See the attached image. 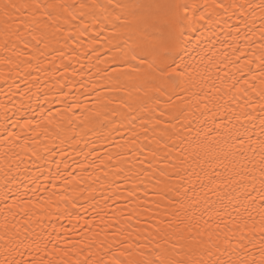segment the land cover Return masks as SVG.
Wrapping results in <instances>:
<instances>
[{
  "label": "snow or ice",
  "instance_id": "1",
  "mask_svg": "<svg viewBox=\"0 0 264 264\" xmlns=\"http://www.w3.org/2000/svg\"><path fill=\"white\" fill-rule=\"evenodd\" d=\"M0 86V264H264V0H0Z\"/></svg>",
  "mask_w": 264,
  "mask_h": 264
},
{
  "label": "bare ground",
  "instance_id": "2",
  "mask_svg": "<svg viewBox=\"0 0 264 264\" xmlns=\"http://www.w3.org/2000/svg\"><path fill=\"white\" fill-rule=\"evenodd\" d=\"M81 63H85V64H87V61H86L84 58H81ZM75 67H76L77 69H79V65H78V64L75 65ZM80 71H82V72H84V73L87 74V73H88V68L85 67L84 69H80ZM57 76H59V74H57ZM42 80H47V81H48V84H47L46 86H43V85H42V90H41V92L37 93V95H40L41 97H43V93H44L45 91H48L49 88H52V89H53V92H55V88L58 87V85H56V80H55V79L50 78V77H47V76H42ZM23 86H24V85L21 84V87H23ZM0 87H2V86H0ZM33 91L35 92V88L33 89ZM65 91H67V89H65ZM4 99H5L4 92H3L2 90H0V101H3ZM17 99H18V97H17ZM84 99H85L84 97H81V100H82V101H83ZM48 100L53 101V103L51 104V108H52V111L55 112L56 109H57L58 107H60L59 104H56V103L54 102V101H55V96L52 95V94H50V95L48 96ZM31 103H33V105L35 106V104L37 103V101L35 100V98H33V100L31 101ZM90 103H91V101L89 100V104H90ZM49 106H50V105H48V104H45V105H44L45 108H48ZM81 135L83 136V140H81V143H80V144L76 145V147H77L78 149H80V148H85V144H84V141H85V140H95V139H97L96 135H94V134H92V133H88V135H86V136H84L83 133H81ZM65 147H67V146H65ZM85 150H86V149H85ZM77 159H82V157H77ZM64 223L66 224L67 221H64Z\"/></svg>",
  "mask_w": 264,
  "mask_h": 264
}]
</instances>
